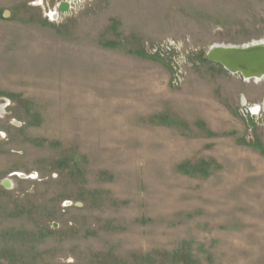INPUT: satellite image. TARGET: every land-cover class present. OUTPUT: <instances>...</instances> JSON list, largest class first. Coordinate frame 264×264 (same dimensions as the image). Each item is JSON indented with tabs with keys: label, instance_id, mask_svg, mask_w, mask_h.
I'll use <instances>...</instances> for the list:
<instances>
[{
	"label": "rangeland",
	"instance_id": "1",
	"mask_svg": "<svg viewBox=\"0 0 264 264\" xmlns=\"http://www.w3.org/2000/svg\"><path fill=\"white\" fill-rule=\"evenodd\" d=\"M60 2L0 0V264H264V78L204 58L264 0Z\"/></svg>",
	"mask_w": 264,
	"mask_h": 264
},
{
	"label": "water",
	"instance_id": "2",
	"mask_svg": "<svg viewBox=\"0 0 264 264\" xmlns=\"http://www.w3.org/2000/svg\"><path fill=\"white\" fill-rule=\"evenodd\" d=\"M76 1L61 0L52 11L46 14V17L51 22L55 21L59 14L68 11ZM204 58L206 61L220 66L230 75H238L244 82H260L264 78V41L243 46L214 44L204 52ZM18 176L25 178L24 175L19 174ZM0 186L4 189L11 188L7 179L0 181ZM76 206L80 205L76 204Z\"/></svg>",
	"mask_w": 264,
	"mask_h": 264
},
{
	"label": "built area",
	"instance_id": "3",
	"mask_svg": "<svg viewBox=\"0 0 264 264\" xmlns=\"http://www.w3.org/2000/svg\"><path fill=\"white\" fill-rule=\"evenodd\" d=\"M78 1H79V0H77L76 3H78ZM74 5H75V4H74ZM72 6H73V5H71V8H70V9H72ZM174 44H175V45H174ZM171 46H175L176 48H181V47H180L179 45H177L176 43H171ZM243 106L245 107V105H243ZM263 109H264V107H263ZM248 110H249V109L247 108L246 111H247V113L249 114L250 110H249V111H248ZM260 112H261V111H259L256 115L253 116L254 119L258 117V114H260ZM251 116H252V115H251Z\"/></svg>",
	"mask_w": 264,
	"mask_h": 264
},
{
	"label": "bare ground",
	"instance_id": "4",
	"mask_svg": "<svg viewBox=\"0 0 264 264\" xmlns=\"http://www.w3.org/2000/svg\"><path fill=\"white\" fill-rule=\"evenodd\" d=\"M263 42V41H262ZM257 107V106H256ZM252 111V110H251ZM253 113V112H252Z\"/></svg>",
	"mask_w": 264,
	"mask_h": 264
}]
</instances>
